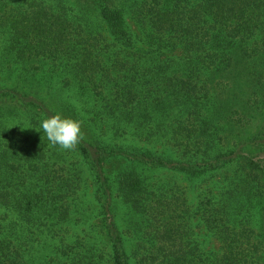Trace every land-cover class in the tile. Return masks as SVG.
Masks as SVG:
<instances>
[{"label": "trees", "instance_id": "obj_1", "mask_svg": "<svg viewBox=\"0 0 264 264\" xmlns=\"http://www.w3.org/2000/svg\"><path fill=\"white\" fill-rule=\"evenodd\" d=\"M0 264H264V0H0Z\"/></svg>", "mask_w": 264, "mask_h": 264}, {"label": "clouds", "instance_id": "obj_2", "mask_svg": "<svg viewBox=\"0 0 264 264\" xmlns=\"http://www.w3.org/2000/svg\"><path fill=\"white\" fill-rule=\"evenodd\" d=\"M40 128L52 146H59L65 151H72L84 140L82 121L60 114L49 116L42 120ZM31 129L22 127L21 130Z\"/></svg>", "mask_w": 264, "mask_h": 264}, {"label": "rangeland", "instance_id": "obj_3", "mask_svg": "<svg viewBox=\"0 0 264 264\" xmlns=\"http://www.w3.org/2000/svg\"><path fill=\"white\" fill-rule=\"evenodd\" d=\"M133 32H137L136 26L131 23ZM73 91H70L68 94L70 96H73ZM179 182L184 185L187 188L188 192V197L190 199V202L192 203L193 206H197L199 202V196L201 193V190L194 188L191 186L189 182L186 180L179 179ZM193 226L196 229V234L198 240L201 242L203 248L207 251H218L220 249V243L211 235L207 232V230L204 228L200 220L196 219L193 222ZM78 232H80L79 229H77Z\"/></svg>", "mask_w": 264, "mask_h": 264}]
</instances>
